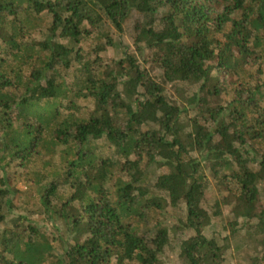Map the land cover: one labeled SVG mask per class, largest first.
Returning <instances> with one entry per match:
<instances>
[{"label": "trees", "instance_id": "trees-1", "mask_svg": "<svg viewBox=\"0 0 264 264\" xmlns=\"http://www.w3.org/2000/svg\"><path fill=\"white\" fill-rule=\"evenodd\" d=\"M263 227L264 0H0V264H264Z\"/></svg>", "mask_w": 264, "mask_h": 264}, {"label": "rangeland", "instance_id": "rangeland-1", "mask_svg": "<svg viewBox=\"0 0 264 264\" xmlns=\"http://www.w3.org/2000/svg\"><path fill=\"white\" fill-rule=\"evenodd\" d=\"M138 32V24L135 20L130 22L128 26L125 28L124 33L121 35H117V33L114 31L113 28L110 30V40L113 42V45H110L108 47V52L102 54V57L99 59L98 64H109V68L112 65V60L116 56L117 51H121L126 44H129L132 39L131 37ZM65 45H72L70 42H66ZM85 55L88 54V47L86 49ZM68 64L73 63V55H70L67 59ZM108 68V69H109ZM111 69V68H110ZM217 180V179H216ZM212 183L213 190L215 191V196L218 197V194L220 190L218 189V186L216 184V181ZM215 206V212L222 214L225 218H227V206L224 205L222 202V199L216 198L215 201H212ZM167 215V214H166ZM170 216V217H169ZM175 218L171 216V213H168L167 218L164 220L163 227L170 231V234H173L176 230L174 229ZM264 230V227L262 228ZM174 244L175 242H172L170 244H167L161 253V258L166 264H185L183 261L182 255H177L174 252ZM233 253L231 254L229 258V264H243L244 262H247L248 255H249V248H243V249H236L234 250V243L232 244Z\"/></svg>", "mask_w": 264, "mask_h": 264}]
</instances>
